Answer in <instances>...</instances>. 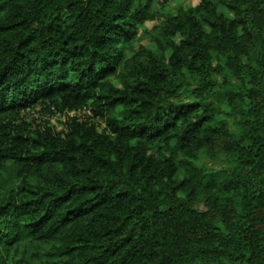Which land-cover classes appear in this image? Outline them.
<instances>
[{
    "label": "trees",
    "instance_id": "trees-1",
    "mask_svg": "<svg viewBox=\"0 0 264 264\" xmlns=\"http://www.w3.org/2000/svg\"><path fill=\"white\" fill-rule=\"evenodd\" d=\"M159 1L0 0V264H264V0Z\"/></svg>",
    "mask_w": 264,
    "mask_h": 264
},
{
    "label": "rangeland",
    "instance_id": "rangeland-1",
    "mask_svg": "<svg viewBox=\"0 0 264 264\" xmlns=\"http://www.w3.org/2000/svg\"><path fill=\"white\" fill-rule=\"evenodd\" d=\"M200 3V0H160L159 1V6L158 7H162L165 9V11L167 12H175V10L177 9V7L179 6H183L186 8L189 7H195ZM154 23L148 22L146 24V28L147 29H151L153 27ZM144 43H146V40L143 41ZM39 116H42L43 119L39 118ZM28 117L30 119L36 117L37 119H41V123L43 124L44 122H46V124L49 122L50 125L54 128V130H56L59 133L64 132L65 129V120L66 117L62 116L60 114H45L44 112H42L41 108H38L37 110H35L34 113H30L28 115ZM38 122H40V120H38Z\"/></svg>",
    "mask_w": 264,
    "mask_h": 264
},
{
    "label": "built area",
    "instance_id": "built-area-1",
    "mask_svg": "<svg viewBox=\"0 0 264 264\" xmlns=\"http://www.w3.org/2000/svg\"><path fill=\"white\" fill-rule=\"evenodd\" d=\"M84 113L85 112H83V111H79V112L72 111V112L68 113V115L70 117H77V118L81 119L83 117Z\"/></svg>",
    "mask_w": 264,
    "mask_h": 264
}]
</instances>
